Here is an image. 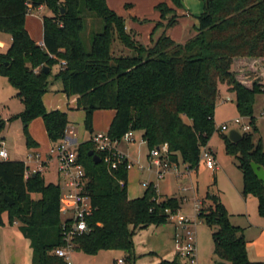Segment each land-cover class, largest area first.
Wrapping results in <instances>:
<instances>
[{
  "label": "trees",
  "instance_id": "1",
  "mask_svg": "<svg viewBox=\"0 0 264 264\" xmlns=\"http://www.w3.org/2000/svg\"><path fill=\"white\" fill-rule=\"evenodd\" d=\"M171 1L182 6V0ZM201 1L203 9L186 40L177 42L163 30L151 45H144L106 0H0V32L11 37L7 49L0 52V75L16 89L23 104L22 110L7 120H21L26 146H38L29 132L35 118L43 120L53 144L67 132L66 111L47 110L43 102L54 65L59 68L53 80L61 82V91L67 96L76 95L75 108L84 111L90 137L77 143L76 151L85 168L92 210L86 218L87 231L71 238L73 250L96 254L103 249H122L128 255L124 264L135 256V232L166 222L180 208V199L159 195L152 182L142 195L129 197L126 159L116 168H110L103 158L99 163L93 161L89 150L102 157L91 140L93 112L114 111L107 130L112 140L120 141L125 132L139 130L149 149L166 142L170 161L180 158L188 168L197 170L201 147L216 129L214 112L220 85L234 94L240 115L249 119L251 128L241 133L238 142L223 132L220 135L225 151L238 160L242 194L256 197L258 214L264 216V184L250 165L254 161L264 167V150L261 139L254 138L253 117L255 94L264 92V0ZM29 5L31 9L45 5L52 11L42 19V45L25 26ZM155 6L161 20L154 28L166 29L176 23L174 7L165 2ZM84 10L103 21L102 31L92 35L89 48L81 37ZM115 39L132 52L114 55ZM5 124L0 118V131ZM25 168L23 160L0 159V215L6 212L10 222H18L32 249L31 264H68L55 253L65 244L64 232L69 228L60 213L61 185L47 182L40 171L25 178ZM35 192L40 194L38 198L32 197ZM200 203L197 216L215 228L213 252L219 260L264 264L249 259L243 228L232 224L218 192L208 187ZM157 264L187 263L176 255Z\"/></svg>",
  "mask_w": 264,
  "mask_h": 264
},
{
  "label": "rangeland",
  "instance_id": "2",
  "mask_svg": "<svg viewBox=\"0 0 264 264\" xmlns=\"http://www.w3.org/2000/svg\"><path fill=\"white\" fill-rule=\"evenodd\" d=\"M184 5L190 10V15H181ZM108 6L118 15L122 16L127 29L137 33V39L144 45H151L152 42L162 33V26L156 28L155 24L161 20L160 12L156 8L159 2H165L175 8L178 21L168 28L166 34L177 42H183L193 32L197 18L202 9L201 0H182V6L177 7L171 0H108ZM201 8L198 11V8ZM32 14L26 15L25 26H29V32L37 37L38 32L42 33V19L51 15L52 11L48 6L33 10ZM34 13V15H33ZM84 28L81 37L86 48L90 47L91 37L95 32L103 29V21L100 17L91 12H83ZM164 23V22H163ZM165 29V28H164ZM28 30V29H27ZM30 34V33H29ZM0 38L5 42L0 52H4L11 42L7 33L0 32ZM114 55L129 54L132 51L124 47L117 39L112 44ZM59 65H54L50 80L52 83L48 88L49 104L58 105V108L66 110L72 120L73 132L69 135L75 137L79 142L88 140L90 133L84 126V111L70 108L71 96L61 91L62 84L59 80H53ZM231 99H227V96ZM23 104L16 96V89L8 82L7 78L0 75V118L6 120L4 129L0 131L1 144L8 151L9 158L13 160H26L29 149L25 144V137L22 130V122L19 118L7 120L10 116L22 110ZM66 112V113H67ZM111 110L97 109L93 112V132H107L106 124ZM253 117L256 131L254 138H260L264 150V92L256 93L253 104ZM235 118H240L241 123H234ZM186 121L188 119L185 118ZM215 130L212 133L208 144L213 150L217 163V170L207 168L202 161L197 170L190 169L178 158L176 171H169L164 177H159L155 168H149L148 153L150 149L142 142V135L139 130L133 131V140L118 141L116 148L124 155L130 165L127 170V193L128 196H140L143 194L149 182L156 187L157 192L167 194L180 199V208L166 222L151 224L139 229L133 235L134 258L127 259L124 264H157L160 260H172L176 256L174 248V234L177 228L179 217L188 218L191 228L196 236L197 261L198 264H216L219 260L213 252L212 232L214 227L208 226L197 216L196 205L204 196L206 189L218 192L221 201L231 214L230 221L234 225L246 226L243 228L244 237L247 240V254L250 260L264 261V216L258 214L257 199L252 195L242 194L243 176L238 167V160L235 156L225 151L224 141L220 132L229 133L236 129L240 133L242 125L249 123L246 116H241L235 103L233 93L222 89L215 101L214 112ZM228 126L221 130L222 124ZM108 126V125H107ZM107 128V129H106ZM219 129V130H218ZM253 131V127L251 129ZM34 137H38L43 143L44 134L47 136L43 120L35 118L29 128ZM48 139V138H47ZM45 148V147H44ZM77 150V144L72 146ZM33 165V164H32ZM142 166V168H140ZM47 182L60 183L61 194L65 189L63 181L60 182L58 172V159L52 157L47 165L40 171ZM32 197L38 198L39 193H31ZM5 221L6 228L0 227V264H31L32 249L29 240L21 233L18 225L10 222L6 212L1 214ZM127 252L122 249H103L96 254H87L83 251L73 250L70 253L71 264H122L120 259H126ZM179 260L181 258L179 257ZM182 261V260H181Z\"/></svg>",
  "mask_w": 264,
  "mask_h": 264
},
{
  "label": "built area",
  "instance_id": "3",
  "mask_svg": "<svg viewBox=\"0 0 264 264\" xmlns=\"http://www.w3.org/2000/svg\"><path fill=\"white\" fill-rule=\"evenodd\" d=\"M30 11L31 7L29 5L28 13ZM4 46L5 42L0 38V47L3 48ZM62 63L64 64V61ZM227 99H231V97L227 96ZM234 123H241V119L235 118ZM220 128L224 130L228 126L224 123ZM250 128L249 123L242 125L243 131H249ZM122 139L126 141L133 140V131L129 130L125 132L120 140ZM91 140L94 143L95 149L102 154L101 159L103 158L104 162L110 168H116L120 161L126 159L116 148L118 141L112 140L107 132H93ZM141 140L145 143L143 138ZM74 143L73 138L66 132L65 136L51 148L52 155L58 159V172L65 187L63 194L60 196V213L63 221L68 220L69 223V228L64 232L65 244L56 248L55 253L63 257L68 264H71L70 253L73 251L71 238L75 233L87 231L86 218L92 210L91 199L85 187V168L78 161L77 151L72 149ZM8 158V151L2 146L0 140V159ZM148 159L149 168H155L159 177H164L169 171L177 170L178 162L170 161L169 148L166 142L151 148L148 153ZM200 161L209 169L217 170L219 167L215 154L208 145L201 147L199 155ZM24 162L26 165L24 172L25 178L29 177L32 173L41 171L45 166L40 154L35 151L29 152ZM129 166L127 162L126 168L128 169ZM123 184L124 182L120 181V185ZM200 206L201 203L198 202L196 205L197 211ZM169 218H173V214H170ZM189 222L190 220L188 218L179 217L177 219V228L179 226L180 231L176 230L174 234V248L183 262L187 264H198L196 236L194 231L188 227ZM120 263H123L122 259H120Z\"/></svg>",
  "mask_w": 264,
  "mask_h": 264
},
{
  "label": "crops",
  "instance_id": "4",
  "mask_svg": "<svg viewBox=\"0 0 264 264\" xmlns=\"http://www.w3.org/2000/svg\"><path fill=\"white\" fill-rule=\"evenodd\" d=\"M106 2H107V4H109V2H108V0H106ZM203 5V4H202ZM44 5H41V6H39V7H37V8H32L31 9V11L29 12L30 14H32L31 12L33 11V10H38V9H40V8H42ZM170 6V5H169ZM172 7V6H171ZM200 7L198 8V11H200ZM180 12H181V15H186V14H189L190 15V10H188V8L184 5V1H183V10L181 11L180 10ZM200 14V13H199ZM199 14H194L195 16H197V15H199ZM29 15V14H28ZM33 15H34V13H33ZM178 17H179V14H178V16H177V21H178ZM164 23H165V20H162ZM27 29H28V32H29V26H27ZM162 31L163 30H165L166 31V29H164V27L162 26ZM30 33V35H31V37L38 43V44H40V45H42L41 43H43V31H42V33H40V31L38 32V34H37V37L35 38L34 36H32V33H31V31L29 32ZM219 89H220V91L222 90V89H225L227 92H230V91H228L227 90V87H226V85H220L219 86ZM230 93H232V92H230ZM229 96V95H228ZM69 97V96H68ZM76 95H71V100H70V102H69V107L70 108H75L76 107ZM49 101H50V99H49V95H48V93L46 92L44 95H43V102H44V104H45V107H46V109L47 110H52V109H55V108H58V105H51V104H49ZM60 109V108H59ZM61 110H63V109H61ZM21 111V110H20ZM19 111V112H20ZM64 111H66V110H64ZM67 112V111H66ZM67 115H68V119H69V126H68V128H67V132L68 131H71V133L72 134H74V132H73V125H72V120H71V118H70V115H69V113L67 112ZM113 115H114V111L113 110H111V113H110V115H109V117H108V122H107V124H106V127L108 128L109 127V124H110V122H111V119H112V117H113ZM38 118H40V117H38ZM33 121V120H32ZM32 121L30 122V124H29V128H30V126H31V124H32ZM7 123V122H6ZM108 125V126H107ZM106 128V129H107ZM220 128V127H219ZM221 129V128H220ZM141 132V131H140ZM141 135H142V133H141ZM72 138H73V141L77 144L78 143V141H77V139L75 138V137H73L72 135H70ZM1 138L3 137V136H0ZM48 137H46V135L44 134V136H43V139L45 140V142H46V144H45V146H44V143L38 138V137H34V139L38 142V146L37 147H30V148H28L29 149V152H33V151H35V152H37V153H39L40 154V157H41V159L43 160V162L45 163V166L47 165V163L52 159V157L54 156V155H52V153H51V148L54 146V144L53 143H51L50 142V140H49V138L47 139ZM118 143V142H117ZM208 145V147H210L209 146V144H207ZM45 147V148H44ZM27 158V157H26ZM8 159H10V158H8ZM23 161H26V160H23ZM44 166V167H45ZM43 167V168H44ZM60 178V182L62 181V178H61V176L59 177ZM159 195H166V196H169V195H167V194H161V193H159V192H157ZM129 197H136V196H129ZM221 197V196H220ZM230 216H231V214H230ZM14 224H16V225H18V222H16V221H14ZM238 226H241V225H239V224H237ZM0 227H2V228H6V226H5V221L3 220V218H2V216L0 215ZM243 228H244V230H245V228H246V226H242ZM244 233V232H243ZM176 253V252H175ZM176 255H177V253H176ZM219 260V259H218ZM161 261V260H160ZM159 261V262H160ZM158 262V263H159ZM225 262H227V261H225ZM228 264H230L229 262H227Z\"/></svg>",
  "mask_w": 264,
  "mask_h": 264
},
{
  "label": "water",
  "instance_id": "5",
  "mask_svg": "<svg viewBox=\"0 0 264 264\" xmlns=\"http://www.w3.org/2000/svg\"><path fill=\"white\" fill-rule=\"evenodd\" d=\"M45 71H47V67H44ZM228 137L232 142H238L242 138V134L236 130V129H231L228 133ZM88 155H90L95 163H99L101 161V157L95 153L93 150L88 151ZM255 175L259 180H261L264 184V167L254 161L250 163ZM5 200L9 203L12 204V199L5 195ZM216 264H228L224 260H219Z\"/></svg>",
  "mask_w": 264,
  "mask_h": 264
}]
</instances>
